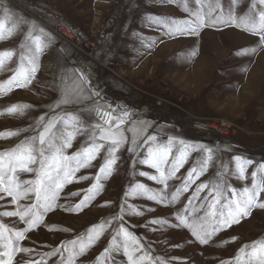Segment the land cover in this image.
<instances>
[{"label":"rangeland","instance_id":"374dc122","mask_svg":"<svg viewBox=\"0 0 264 264\" xmlns=\"http://www.w3.org/2000/svg\"><path fill=\"white\" fill-rule=\"evenodd\" d=\"M188 3L189 7L194 6L192 0ZM221 3L227 10L229 0ZM250 3L251 0H244L239 6V15L251 14ZM5 8L17 26L10 37L6 33L0 41V52L14 53L0 69V84L21 67L22 57L31 54L29 49L34 46L26 39L30 29L38 34L43 27L53 39L50 44L45 41L47 46L38 58L39 70L32 82L25 88L13 87L12 91L0 94V132L16 133L0 138V152L10 151L37 135L42 128L41 116L45 122L54 116L69 114L80 118L84 131L77 134L67 154L91 143L92 126L100 122L91 111L92 99L85 93L79 100L61 102L76 87L72 73L77 70L90 75L93 89L101 93L97 103L111 105L117 115L125 110L129 113L123 125L127 142L118 153L120 159L112 174L101 179L102 191L78 214L62 208L47 214L44 224L29 233L23 245L44 253L62 241L77 237L87 242L89 227L112 220L101 239L77 259V264H96L97 255L119 227V222L112 218L120 213L123 205L124 226L150 249L154 258L160 257L166 264H220L222 260L237 264L238 255H243L241 264H257L248 255L240 254L239 249L264 241V210H254L251 216L219 232L208 245L198 244L188 229L174 225L176 212L182 209L197 184L207 183L211 187L224 177L227 180L225 196L231 198L230 189L240 192L244 187H251V173L256 171L258 163H264V46L259 44L258 37L243 27L234 26L206 28L198 37H170L162 25L151 23V19L189 18L180 0L175 3L170 0H0V18ZM253 11L258 19V9ZM8 27H12L11 21ZM13 105H19L20 110L8 113L7 108ZM221 124L230 129L225 131ZM144 125H151L144 135H156L158 142H166L173 136L214 149L208 171L175 204L161 205L146 196L124 195L135 183H144L154 192L161 188L139 175L140 171L155 174L138 163L146 155V146L138 150V155L128 151L135 134L133 129ZM61 127L62 124H57V128ZM138 141L143 143L139 137ZM106 148L107 145L92 166L76 173L77 177L89 179L66 185L61 193V205L78 203L84 190L95 182L107 155ZM178 148L179 144L173 154ZM236 155L253 160L245 180L231 174L235 172L233 157ZM203 159L204 153L192 152L177 176L183 178L193 166L199 167ZM18 175L21 179L33 178L28 173ZM260 178L258 173L257 179ZM180 183L177 179L169 181V198ZM73 192L80 195L73 197L70 195ZM207 192V189L202 192L201 198ZM128 205L143 214L132 213ZM11 210L10 198L0 201V212ZM155 219L166 223H151ZM0 222L9 227L24 226L15 217L0 216ZM233 236L237 240L230 242ZM245 252H251V247ZM31 258L39 259V256L33 253ZM117 259L125 264L122 254Z\"/></svg>","mask_w":264,"mask_h":264},{"label":"snow or ice","instance_id":"6c2138e0","mask_svg":"<svg viewBox=\"0 0 264 264\" xmlns=\"http://www.w3.org/2000/svg\"><path fill=\"white\" fill-rule=\"evenodd\" d=\"M175 3L176 0H170ZM182 9L188 13L187 19H162L154 17L151 23L162 25L165 34L170 37H198L201 30L206 28L221 29V27L234 26L243 27L246 32L258 37L259 44L264 46V0H251L249 13L239 15V6L244 0H229L227 10L223 7L221 0H192L193 7H189L188 0H180ZM258 9L257 14L253 11ZM12 27H8L9 22ZM17 26L12 20L7 8L4 9V16L0 18V41L5 34L10 37ZM26 39L30 40L34 48H30V55L22 57L21 67L13 76L0 84V94L12 91L13 87L25 88L35 77L39 70L38 58L43 53L47 44L52 42V36L40 27L38 34L30 29ZM255 48L252 49L255 52ZM195 52L191 55L195 56ZM14 53L11 50L0 52V69L5 66V61L10 60ZM26 60V64L23 61ZM77 82L71 94H65L62 103L72 102L73 98L79 100L85 93L92 99L95 114L100 122L94 124L91 129V143L79 151L67 154L66 150L73 145L77 134L84 131L80 118L76 115L54 116L45 122V117H39L41 130L37 135L18 144L10 151L0 152V201L10 198L13 210L0 212L3 217H15L24 225L21 228L9 227L0 222V264H77V259L83 256L86 251L94 246L111 226L112 220H106L99 224L92 225L87 230V242L80 237L69 241H62L51 251L38 253L36 249L25 247L23 242L29 238V233L38 229L45 222L47 214L62 208L68 213L78 214L88 206L102 191L101 179L110 176L114 166L117 165L120 157L118 153L127 142L123 125L129 117L128 111L117 115L111 105L97 103L101 96L98 90H94L91 84L90 75L84 71L77 70L72 73ZM24 107H29L25 105ZM59 107V103L57 104ZM20 110L19 105L7 108L8 113H16ZM57 124H62L57 128ZM151 125H144L140 129H133L134 135L131 140L130 153L139 154L140 148H145L146 155L138 161L152 170L155 174L147 171H140L141 177L160 185L159 191H153L144 183H135L130 192L124 195L146 196L149 200L158 202L161 205L175 204L181 196L192 190V185L208 171L209 164L213 160L214 149L202 143H190L184 139H177L169 136L166 142H158L156 135H144ZM14 132H0V138L14 136ZM138 137L143 140L139 143ZM176 154H173L175 146ZM107 145V155L100 166L95 177V182L84 190V194L78 203L67 206L59 203L61 193L66 185L89 179L87 176L77 177L76 173L81 169L92 166L98 154ZM192 152L204 153V159L199 162V167L193 166L183 178L177 173L184 167ZM235 172L238 179L245 180L249 166L253 160L236 155ZM18 173L31 174L33 178L21 179ZM261 178L257 179V174ZM228 174V168H224V176ZM251 187H244L237 192L234 188L231 198L225 196L226 178L222 177L220 183L211 187L207 183H199L192 190L191 196L183 204L181 210L175 214L176 228H186L190 231L195 242L200 245H208L210 241L221 231L238 224L241 219L249 217L254 210H264V163H258L256 171L251 173ZM181 180L179 186L171 191L169 198V181ZM208 190L207 195L201 198V193ZM71 196H79V192H73ZM24 201V203H22ZM199 201V203H197ZM107 205V202H106ZM105 205V206H106ZM132 213L142 215L132 206H127ZM203 213L199 215V213ZM126 209L122 205L120 213L112 219L119 222L118 229L114 230L108 245L96 257V264H121L117 259L121 254L126 258L125 264H166L160 257H153L150 249H146L140 239L124 226ZM153 224L166 223L160 219L151 221ZM119 238V239H118ZM237 237H231L230 242H235ZM251 247V252L245 250ZM36 253L39 259L31 258ZM65 253L68 256L65 257ZM240 254H246L254 259L257 264H264V241L244 245L239 249ZM19 256V260L17 257ZM28 256V259H25ZM58 258V259H57ZM243 255L236 257L237 264H241ZM170 264V262H168ZM220 264H231V261L222 260Z\"/></svg>","mask_w":264,"mask_h":264},{"label":"built area","instance_id":"2783aa9c","mask_svg":"<svg viewBox=\"0 0 264 264\" xmlns=\"http://www.w3.org/2000/svg\"><path fill=\"white\" fill-rule=\"evenodd\" d=\"M222 125V124H221ZM222 126H224V125H222ZM225 128H226V130L225 131H228V129H230V127H227V126H224Z\"/></svg>","mask_w":264,"mask_h":264}]
</instances>
